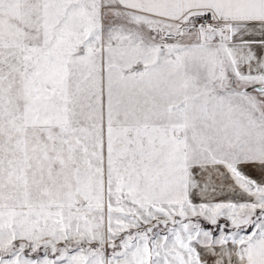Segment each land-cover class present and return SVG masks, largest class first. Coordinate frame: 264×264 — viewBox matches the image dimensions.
Masks as SVG:
<instances>
[{"label":"snow or ice","instance_id":"1","mask_svg":"<svg viewBox=\"0 0 264 264\" xmlns=\"http://www.w3.org/2000/svg\"><path fill=\"white\" fill-rule=\"evenodd\" d=\"M0 264H264V0H0Z\"/></svg>","mask_w":264,"mask_h":264}]
</instances>
